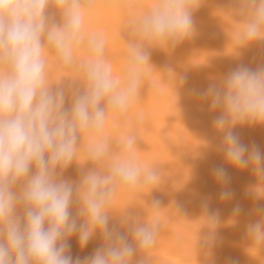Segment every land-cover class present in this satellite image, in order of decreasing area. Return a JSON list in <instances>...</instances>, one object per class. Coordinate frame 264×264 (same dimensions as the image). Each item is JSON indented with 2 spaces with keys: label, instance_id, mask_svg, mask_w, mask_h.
Returning <instances> with one entry per match:
<instances>
[{
  "label": "clouds",
  "instance_id": "obj_1",
  "mask_svg": "<svg viewBox=\"0 0 264 264\" xmlns=\"http://www.w3.org/2000/svg\"><path fill=\"white\" fill-rule=\"evenodd\" d=\"M202 0H116L128 13V33L119 70L106 56V38L86 30L93 0H0V264H150L161 227L158 201L145 215L128 205L113 207L118 193L157 188L162 174L139 159L138 137L127 133L113 139L106 125L127 117L144 87L146 73L155 70L151 50L168 51L188 39L195 29L193 12ZM231 44L234 49L264 41V0H230ZM53 6L61 16L54 23L46 15ZM60 71L75 69L78 82L68 92L52 88L49 58ZM156 71V70H155ZM176 102L187 77L169 70ZM193 93L219 111L212 126L221 136L216 150L225 164L251 169L259 178L256 199L264 198V152L241 142L237 126H264V64L240 65L219 83ZM82 154V155H81ZM73 161L93 165L79 179L64 178ZM221 186L219 199L229 201L230 177L224 166L212 169ZM76 205V213L72 208ZM228 223L242 209L233 207ZM246 226L252 245L264 246V207ZM206 233L197 238L214 248L221 224L219 211L202 203ZM116 219L118 226H110ZM123 229L124 231H121ZM75 236L81 249L94 237L100 246L86 256L71 253ZM226 264H234L226 261Z\"/></svg>",
  "mask_w": 264,
  "mask_h": 264
},
{
  "label": "bare ground",
  "instance_id": "obj_2",
  "mask_svg": "<svg viewBox=\"0 0 264 264\" xmlns=\"http://www.w3.org/2000/svg\"><path fill=\"white\" fill-rule=\"evenodd\" d=\"M152 0H143L144 7ZM233 5L230 0H202L193 12L194 33L173 49H152L150 61L156 70L146 73L144 87L135 105L117 124L109 122L106 134L113 139L127 133L138 137V156L142 162L156 166L162 174L161 184L151 193H118L113 207L143 216L151 210L147 205L158 201L161 227L156 243L148 252L150 264H264V246L252 245L246 235V226L257 219L256 208L264 207V198L256 199L253 189L261 183L251 169L237 170L225 164L216 150L221 136L212 126L219 111L210 112L209 103L193 93L203 91L210 83H219L231 70L240 65L252 69L264 64V41H256L247 48L234 49L230 30L237 16H228ZM46 15L50 22H61L59 12L49 6ZM128 13L116 0H93L86 18L89 33H103L106 56L119 70L123 63L128 33L123 30ZM125 40V41H124ZM169 70L185 75L187 83L179 92L176 102L171 88ZM49 73L53 90L62 87L68 92L66 107L71 104L70 90L78 86L75 69L60 71L49 58ZM241 142L257 145L264 152V126H237L234 129ZM82 155V154H81ZM93 165L75 161L65 170L64 178L79 179L83 171ZM224 166L234 193L229 201H221V186L212 177V169ZM207 199L213 211L218 210L221 224L214 248L203 246L198 237L206 233L202 216V203ZM240 212L235 223H228L233 207ZM76 213V205L72 208ZM116 219L110 220V226ZM121 231H124L121 229ZM75 256L91 254L100 246V238L94 237L81 249L75 236L69 241Z\"/></svg>",
  "mask_w": 264,
  "mask_h": 264
}]
</instances>
